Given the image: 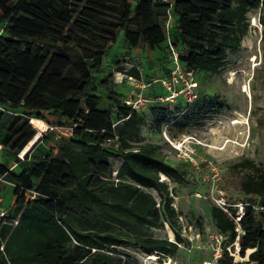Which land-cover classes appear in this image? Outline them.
Masks as SVG:
<instances>
[{
  "label": "trees",
  "instance_id": "trees-1",
  "mask_svg": "<svg viewBox=\"0 0 264 264\" xmlns=\"http://www.w3.org/2000/svg\"><path fill=\"white\" fill-rule=\"evenodd\" d=\"M257 10L264 68V0H0L1 156L16 164L9 169L0 161V174L13 185L11 219L17 220L0 222V264H126L129 256L118 247L131 238L113 225H168L173 241L132 240L147 256L170 258L182 238L169 186L160 176L181 183L188 172L168 163L158 145L140 141L143 118L137 111L115 97L114 111L101 107L99 96L90 93L94 73L120 30L130 49L163 45L171 14L185 48L178 56L185 72L217 73L228 51L240 49L248 14ZM128 73L139 79L136 68ZM31 105L38 112H29ZM46 114L58 115L64 121L57 126L72 133L30 160L52 129L21 156L39 133L29 121H46ZM115 138L118 148L103 145ZM112 157L121 160L114 178ZM235 166L251 172L235 188L246 199L239 255L253 251L241 261L224 251L218 262L264 264V170L248 160ZM227 211L210 209L216 230L227 236L224 246L237 236V209L227 204Z\"/></svg>",
  "mask_w": 264,
  "mask_h": 264
},
{
  "label": "rangeland",
  "instance_id": "rangeland-1",
  "mask_svg": "<svg viewBox=\"0 0 264 264\" xmlns=\"http://www.w3.org/2000/svg\"><path fill=\"white\" fill-rule=\"evenodd\" d=\"M248 21V31L242 38L240 49L228 51L224 65L217 73H191L182 68L184 79L197 85L196 98L190 104L184 93H178L173 101L167 100L171 91L161 83L171 76L174 55L179 56L185 51L177 18L172 14L166 21L167 41L163 45L154 51L130 49L124 42L123 30H120L104 57L102 68L94 73L90 93L99 96L101 107L114 111L113 97L122 104L142 99L141 104L133 109L143 118L140 141L158 145L168 163L181 165L188 172L181 183L160 176L169 186L172 206L178 216L182 242L176 252L164 259L153 254L155 259L150 260L132 240L153 237L173 241L174 235L166 224L159 227L113 225L112 230L124 232L131 238L124 239L118 247L129 256L126 264H202L209 260L213 250L207 242V234L216 230L210 215L211 207H218L217 202L222 198L225 204L237 209L238 215L246 200L235 188L251 172L235 165L248 160L264 170V68L261 64L259 11H251ZM131 68L138 70L139 79L130 77L128 71ZM182 87L177 84L175 90L178 92ZM31 107L29 112H38L35 105ZM129 107L132 109L133 105ZM45 120L47 127H53L56 132L34 148L30 160L45 156L69 128L57 126L58 122L64 121L58 115L46 114ZM113 121L115 124L119 122L116 114H113ZM47 132L49 130L43 135ZM129 144L135 147L137 142L131 140ZM103 145L116 149L119 142L115 138ZM10 160L7 154L2 158L6 165ZM109 162L114 178L121 160L112 157ZM145 191L156 202L160 201L154 190ZM0 195L5 199V206L14 202L11 191L7 194L0 189ZM232 252L239 260V250L232 248Z\"/></svg>",
  "mask_w": 264,
  "mask_h": 264
},
{
  "label": "built area",
  "instance_id": "built-area-1",
  "mask_svg": "<svg viewBox=\"0 0 264 264\" xmlns=\"http://www.w3.org/2000/svg\"><path fill=\"white\" fill-rule=\"evenodd\" d=\"M173 64H174L173 68L170 71V75H171L170 78L161 80L162 85L166 87L168 91H171L170 96L166 99L169 101H173L175 97H177L178 93H184L187 97V102L190 104L196 98L195 89L197 85L196 83L188 82L186 79H184V76L182 74V67L179 63L177 55H174L173 57ZM177 84L183 85V87L178 92L175 90V87L177 86ZM141 101L142 99L138 98L133 102L125 101V104L128 106L133 105V108H132L133 110L135 109V107H138L141 104ZM52 129L53 127H48L49 131H51ZM71 133H72V128H67L66 134L70 135ZM2 148L3 146L0 143V151L2 150ZM18 157L22 159L20 155H18ZM3 182H7V181H5L3 176L0 174V183H3ZM217 203H218V208L228 213L227 204H225L222 198L218 200ZM259 209H262V208H259ZM11 213H12L11 208H6L5 206L2 205V199L0 197V222L9 223V224L12 223L13 225L17 224L16 219H11ZM242 215H243V210L241 206L239 214L236 215V217L234 218L235 231L237 233V236L235 238L234 243L232 244L233 247L232 245H229V246L223 245L225 240L227 239V236L219 232L218 230H214L207 234V242L209 246L212 247L213 253H212L211 258L209 260L203 261L202 264H218V261L221 258L224 251L228 252V254L233 257L234 261H238L235 258V254H233L232 252V248H235L237 252L239 250V236L243 234V231L241 230V225H240ZM243 259L244 258L239 257L240 261Z\"/></svg>",
  "mask_w": 264,
  "mask_h": 264
},
{
  "label": "bare ground",
  "instance_id": "bare-ground-1",
  "mask_svg": "<svg viewBox=\"0 0 264 264\" xmlns=\"http://www.w3.org/2000/svg\"><path fill=\"white\" fill-rule=\"evenodd\" d=\"M246 90V87L244 88ZM237 123V122H235ZM31 124L35 126V128H37L39 130L38 136L35 138V140L27 147V149L23 152V154L21 156H23L24 154H26L31 148L32 146L36 143V141L43 136V134L48 130L47 125L41 121V120H36V119H31ZM162 178L164 179L165 176L162 174ZM252 250L249 249L247 252V254H249ZM148 259L150 260H154L155 257L154 256H148Z\"/></svg>",
  "mask_w": 264,
  "mask_h": 264
},
{
  "label": "crops",
  "instance_id": "crops-1",
  "mask_svg": "<svg viewBox=\"0 0 264 264\" xmlns=\"http://www.w3.org/2000/svg\"><path fill=\"white\" fill-rule=\"evenodd\" d=\"M2 158L3 156H0V161L2 162ZM7 166L9 169H15L16 168V164L14 162H11L9 161L7 163ZM0 189L1 190H5V192L7 191V194L10 193V191L12 192L13 194V185L9 182H3V183H0ZM1 199H2V205L5 206L4 202H5V199L3 198L2 195H0ZM13 205V202L9 205V206H5L6 208H11Z\"/></svg>",
  "mask_w": 264,
  "mask_h": 264
}]
</instances>
